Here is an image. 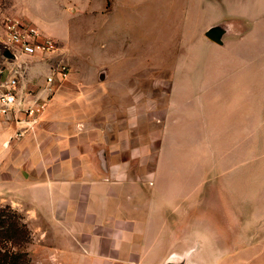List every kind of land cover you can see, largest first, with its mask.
Masks as SVG:
<instances>
[{"label":"rangeland","instance_id":"1","mask_svg":"<svg viewBox=\"0 0 264 264\" xmlns=\"http://www.w3.org/2000/svg\"><path fill=\"white\" fill-rule=\"evenodd\" d=\"M69 1L0 0V38L7 18L40 29L15 14L25 12L56 43L36 56L45 71L21 58L25 88L49 99L75 92L109 139L139 155L142 173L155 167L141 181L157 187L173 224L168 262L264 264V0ZM62 64L69 74L51 91L36 85ZM140 78L149 79L131 82ZM7 205L29 228L24 249L38 264L25 214L0 196Z\"/></svg>","mask_w":264,"mask_h":264},{"label":"crops","instance_id":"2","mask_svg":"<svg viewBox=\"0 0 264 264\" xmlns=\"http://www.w3.org/2000/svg\"><path fill=\"white\" fill-rule=\"evenodd\" d=\"M65 1L66 8L70 1ZM15 14L37 23L45 35L35 17ZM39 55H30L35 59L32 69L42 72L47 65L36 59ZM42 77L36 85L47 83ZM104 77L101 73L99 78ZM40 95L47 93L42 90ZM75 95L54 93L20 138L12 137L25 123L15 116L2 118L0 146L12 140V147L0 151V196L25 214L36 263H169L166 245H172L173 224L166 208H157V187L141 181L143 176L155 178V167L142 173L139 155L109 139L101 119L87 113L83 103L72 102L83 99Z\"/></svg>","mask_w":264,"mask_h":264},{"label":"built area","instance_id":"3","mask_svg":"<svg viewBox=\"0 0 264 264\" xmlns=\"http://www.w3.org/2000/svg\"><path fill=\"white\" fill-rule=\"evenodd\" d=\"M0 43V117L15 116L18 121L25 123L14 136L20 138L25 130L34 126L49 101V93L42 96L25 88L27 64L21 58L53 51L56 43L50 37L43 36L36 26L13 18L5 20ZM6 50L14 58L6 57ZM68 74L69 68L65 64L52 68L46 78L48 90L51 91V85L57 77L62 80Z\"/></svg>","mask_w":264,"mask_h":264},{"label":"trees","instance_id":"4","mask_svg":"<svg viewBox=\"0 0 264 264\" xmlns=\"http://www.w3.org/2000/svg\"><path fill=\"white\" fill-rule=\"evenodd\" d=\"M29 228L22 215L7 205L0 208V264H34L24 244L28 242Z\"/></svg>","mask_w":264,"mask_h":264},{"label":"water","instance_id":"5","mask_svg":"<svg viewBox=\"0 0 264 264\" xmlns=\"http://www.w3.org/2000/svg\"><path fill=\"white\" fill-rule=\"evenodd\" d=\"M217 32H218V31H216V30H214V31H209V32L207 33V36H208L209 38H211L212 40L218 42V41L220 40V38H219V35H218ZM4 55H5L6 57H9V58H14V55H13L9 50H6V51L4 52ZM167 264H174V263L169 262V263H167Z\"/></svg>","mask_w":264,"mask_h":264}]
</instances>
